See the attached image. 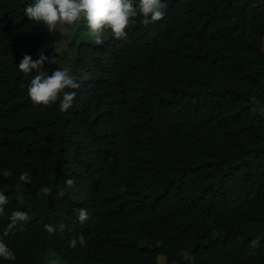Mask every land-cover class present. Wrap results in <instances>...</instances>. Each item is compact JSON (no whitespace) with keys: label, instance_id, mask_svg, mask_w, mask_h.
I'll use <instances>...</instances> for the list:
<instances>
[{"label":"trees","instance_id":"obj_1","mask_svg":"<svg viewBox=\"0 0 264 264\" xmlns=\"http://www.w3.org/2000/svg\"><path fill=\"white\" fill-rule=\"evenodd\" d=\"M163 2L127 40L77 45L61 112L18 69L40 52L62 69L61 31L28 20L32 0H0V264H264V0ZM16 210L30 219L4 236Z\"/></svg>","mask_w":264,"mask_h":264},{"label":"clouds","instance_id":"obj_2","mask_svg":"<svg viewBox=\"0 0 264 264\" xmlns=\"http://www.w3.org/2000/svg\"><path fill=\"white\" fill-rule=\"evenodd\" d=\"M167 7V3L163 0H32V3L24 9V14L29 21L37 25L43 24L49 34L58 26L86 22L90 37L95 44L102 45L109 33L116 40H127L126 30L130 24L136 23L137 17H142L141 23L145 26L163 20ZM49 62L50 57L43 52H40L35 60L30 55H24L18 69L25 76L32 77L27 84V94L34 104L50 106L59 101L61 112H67L74 104L77 96L75 90L79 89L80 85L68 69H57L49 74L44 67ZM21 87L24 85L21 84ZM67 89L73 91H66ZM2 175L8 178L12 174L5 170ZM19 180L31 183V177L27 172L21 173ZM75 183V179L72 178L64 181V188L58 192V196H65L73 189ZM44 192L50 193V189L45 188ZM19 199L23 203V196ZM8 202V197L0 191V214L5 213ZM29 219L26 211H13L4 236L16 229L18 225L22 226L27 223ZM88 219V211L80 209L78 211L79 222L83 224ZM64 227L62 223L59 225L61 232ZM44 228L49 234L56 232L51 224H46ZM78 239L70 240L69 247L75 248ZM13 256L12 250L4 239L0 238V257L10 259Z\"/></svg>","mask_w":264,"mask_h":264},{"label":"rangeland","instance_id":"obj_3","mask_svg":"<svg viewBox=\"0 0 264 264\" xmlns=\"http://www.w3.org/2000/svg\"><path fill=\"white\" fill-rule=\"evenodd\" d=\"M262 0H258L260 3ZM57 29L61 31L63 40L56 45L57 52L59 53L58 65L62 69L70 70L71 74L76 77L80 75L79 69L75 65L76 47L81 41L95 43L90 37L86 22H78L75 25L58 26ZM108 36L106 35V41ZM260 112L264 115V107L260 108ZM53 261L51 264H62L56 255H52ZM160 264H164V258L159 259Z\"/></svg>","mask_w":264,"mask_h":264}]
</instances>
